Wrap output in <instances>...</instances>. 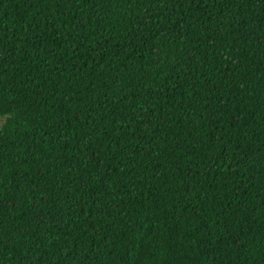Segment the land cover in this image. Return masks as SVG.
Instances as JSON below:
<instances>
[{
	"label": "trees",
	"instance_id": "trees-1",
	"mask_svg": "<svg viewBox=\"0 0 264 264\" xmlns=\"http://www.w3.org/2000/svg\"><path fill=\"white\" fill-rule=\"evenodd\" d=\"M0 264H264V0H0Z\"/></svg>",
	"mask_w": 264,
	"mask_h": 264
},
{
	"label": "rangeland",
	"instance_id": "rangeland-1",
	"mask_svg": "<svg viewBox=\"0 0 264 264\" xmlns=\"http://www.w3.org/2000/svg\"><path fill=\"white\" fill-rule=\"evenodd\" d=\"M4 118H0V125L3 123Z\"/></svg>",
	"mask_w": 264,
	"mask_h": 264
}]
</instances>
